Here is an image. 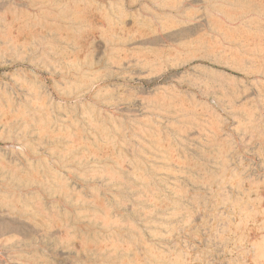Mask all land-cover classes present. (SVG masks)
Masks as SVG:
<instances>
[{
  "label": "rangeland",
  "instance_id": "1",
  "mask_svg": "<svg viewBox=\"0 0 264 264\" xmlns=\"http://www.w3.org/2000/svg\"><path fill=\"white\" fill-rule=\"evenodd\" d=\"M0 264H264V0H0Z\"/></svg>",
  "mask_w": 264,
  "mask_h": 264
}]
</instances>
